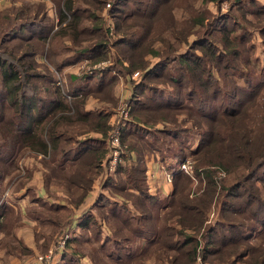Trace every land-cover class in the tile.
<instances>
[{"label":"trees","instance_id":"16d2710c","mask_svg":"<svg viewBox=\"0 0 264 264\" xmlns=\"http://www.w3.org/2000/svg\"><path fill=\"white\" fill-rule=\"evenodd\" d=\"M54 3L57 22L40 0L0 9V249L33 252L12 232L26 216L45 249L68 234L52 264H264V0ZM82 58L141 74L129 79L113 172V68L57 85L56 71ZM92 100L100 107L88 109ZM186 122L200 138L192 174H172L161 213L147 153Z\"/></svg>","mask_w":264,"mask_h":264},{"label":"rangeland","instance_id":"374dc122","mask_svg":"<svg viewBox=\"0 0 264 264\" xmlns=\"http://www.w3.org/2000/svg\"><path fill=\"white\" fill-rule=\"evenodd\" d=\"M22 1H27V2L32 1L33 2V1H37V0H0V9H2L3 7H5L11 3H14L15 5H19L20 2H22ZM40 1L45 4L46 10H48L50 12V14L56 16L55 20H58V17L54 11V9L56 8L54 0H40ZM111 23H112L111 18H108L107 19V26L110 29H111L110 26H112ZM109 24H111V25L109 26ZM60 41H61V39L56 38L55 39V46H56V43H60ZM71 48H73V47H71ZM70 52L71 51L67 52V54H70ZM67 56H69V55H67ZM112 60H113L112 58L108 59L107 61L104 62V64L102 63L101 66L94 67V66H96L94 64H97L99 62L90 64L89 60H85L82 58L72 65L70 64V65L65 66L61 71H59V72L56 71L57 81H58V79L60 80L61 89L64 88L63 90H65V89L69 88L71 86V84L77 83V80L71 81V79H70L71 75L80 76L82 73L89 75V74H92V72L98 68H101V67H104L107 65L111 66L113 69H111L112 71L110 72V74L116 75V79H114V81H113V86H114V94L118 100V103H117L118 105L116 106L115 111H113L114 113H112V116H111V118H113L115 116V113L117 111H119L120 108H122V105L125 103H128V100L130 98V87L129 86H130V80L132 79L131 76L133 75V72L131 73L130 78H129L128 77L129 75L126 74L125 68L123 66H120L118 64H115L112 66V64H113ZM123 65L127 66L128 64L125 65L123 63ZM133 81H135V80H133ZM89 106H90V109L95 110L98 107H100V104L97 105V104H95V102L92 103V101H90L88 103L87 107L89 108ZM129 118H130V116L127 114V118L125 120H129ZM186 126H188V128H189L188 133L182 131L181 133H179V136L176 138V141L170 142L169 144H166V145L165 144L162 145V143L156 142L155 146L157 149H152L151 152L147 153V154H149V157L151 155H154V156H158L160 158L164 157V158L168 159V158H171L173 156H178L179 154H182L184 157L191 160L192 157L190 154H193L192 152L196 148L200 138H199V135H196L197 132L193 133L194 131H193L190 124H187ZM156 127L158 129L161 128L160 125H157ZM183 128H184V126H183ZM155 130H156L155 127L154 128L151 127L147 131L144 130L143 131V135H145L144 140H147V139L153 140V136L151 134H147V133L148 132L155 133ZM173 132H177V131L175 129H173ZM183 133H184V135H183ZM163 135L164 134L159 133V136L163 137ZM193 136L195 137V141H194V139H192ZM180 137H181V139H180ZM167 139L170 140V137H167ZM179 143H181V149L180 150H179V147H180ZM152 148H153V145H152ZM171 184H172V182H171ZM172 188H173V185H172ZM16 199L17 200L14 203H15V205H17L15 207H18V206H20L19 204H21L19 201L21 200V202H22L23 199L22 198H20V199L16 198ZM25 202H26V200H25ZM157 202H158V199H157ZM24 204H26V203H24ZM219 215H220L219 205H216L211 210L210 219L212 220V219L218 218ZM53 246H56V244H50L47 247V249L40 250L35 255L44 254ZM34 257H33V259H34ZM33 259H31L29 264H31Z\"/></svg>","mask_w":264,"mask_h":264},{"label":"crops","instance_id":"0c3cea01","mask_svg":"<svg viewBox=\"0 0 264 264\" xmlns=\"http://www.w3.org/2000/svg\"><path fill=\"white\" fill-rule=\"evenodd\" d=\"M93 102L95 101L92 100V103ZM88 109H90V106ZM178 116L183 117V115H178ZM187 124L189 123L186 122L184 125ZM192 139H194L195 141L194 136L192 137ZM184 158L185 157L183 155L173 156L168 159L166 158L163 159L154 155H151L150 157L149 155L147 156V161H146L147 183L151 193L154 194V196L158 199V204L160 206L161 213L165 211L166 207L169 205L171 200L170 196L172 191V184L167 181V176L169 173L176 172V167L178 163L182 161ZM33 181L38 187L41 188V177L39 173L35 174ZM99 182L100 180L98 179L94 183L91 194L85 199L84 204L81 206L78 212L93 205L100 188ZM22 199L23 200L20 203L24 207L25 206L24 203H26L25 198ZM23 218L24 219L22 221V224L15 226L12 232L18 240H20L25 246H27L33 252L30 255L19 256L18 254L15 255L5 254L4 249H0V264H29L31 259H33V257L38 251L45 249V246L43 244L44 237L36 238L35 236L34 226L36 224V221L35 222L34 220L32 221V218L28 219V217L26 216H24ZM58 259L59 256L57 255L55 256L54 261H57Z\"/></svg>","mask_w":264,"mask_h":264},{"label":"built area","instance_id":"2783aa9c","mask_svg":"<svg viewBox=\"0 0 264 264\" xmlns=\"http://www.w3.org/2000/svg\"><path fill=\"white\" fill-rule=\"evenodd\" d=\"M109 6V4H108ZM57 22V20H56ZM111 24H109L110 26ZM111 27V26H110ZM57 28V26H55ZM105 61H101L97 64H94L96 66L94 67H99L104 64ZM125 65H127L126 61H123ZM92 72V71H91ZM133 80L138 81L141 77V74L139 71L133 72V75L131 76ZM57 85L61 87V82L58 79ZM131 87V85H130ZM131 93V90H130ZM129 102V101H128ZM129 110V103H125L122 105V108H120L119 111L115 113V116L113 117L112 120V128L110 130L108 139H107V144L109 148V157H108V162H107V171L108 172H113L116 168V165L118 164L119 158H120V153H121V134H122V128L124 126L125 119L127 118ZM192 161L190 159H187L186 157L180 161L176 167V172L177 171H183L189 175L192 174ZM172 174L169 173L167 176V181L169 183L172 182ZM68 238V234H65L63 237L59 238L56 246L51 247L46 253L44 254H37L35 255L33 261L31 264H52L54 261L55 256H60L58 253V250L62 249L66 243V240Z\"/></svg>","mask_w":264,"mask_h":264}]
</instances>
